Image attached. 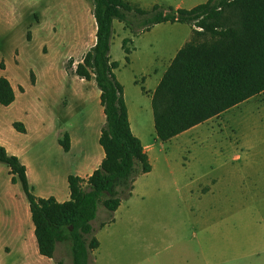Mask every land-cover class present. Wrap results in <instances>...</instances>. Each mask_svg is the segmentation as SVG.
Here are the masks:
<instances>
[{
    "label": "rangeland",
    "instance_id": "obj_1",
    "mask_svg": "<svg viewBox=\"0 0 264 264\" xmlns=\"http://www.w3.org/2000/svg\"><path fill=\"white\" fill-rule=\"evenodd\" d=\"M150 1L142 2L149 3L146 9L151 8ZM156 4L169 6L163 1ZM86 8L92 18L91 0H0V63L4 67L0 75L7 76L16 88H24V93L17 91L14 109L0 104V125L5 128L10 119H24L29 129L24 140H42L46 160L54 153L53 144L62 129L78 131L82 124L91 129L102 121L98 87L74 73L66 76L62 67L64 55L72 53L71 62L77 60L83 51L80 43L88 47L94 38V21L86 20ZM230 19H235L234 14ZM117 53L115 48L112 55ZM46 62L54 68L52 76L41 78L32 90L29 69L32 65L44 67ZM118 74L128 79L129 68L120 67ZM138 91L132 85L127 96L135 98ZM63 97L66 106L61 104ZM146 136L145 143H151L152 137ZM214 136L219 140L227 137L228 147L222 154L208 152ZM7 137L6 131L0 133V138ZM162 147V153L157 145L147 151L153 169L139 174L136 190L121 200L113 222L99 228L108 214L101 204L97 206L92 226L100 246L91 251L90 264L196 261L197 240L207 243L209 218L224 209L225 195L230 192H213L211 197L198 199L194 182L209 183L217 178L220 183H264V91ZM46 165L53 167L49 159ZM0 219V264H71L68 241L57 242L52 257H45L38 253L33 233L31 239L26 238V225H32L27 199L20 182L10 181L5 163H0ZM162 240L175 244L167 248ZM207 260V254H202L199 262Z\"/></svg>",
    "mask_w": 264,
    "mask_h": 264
},
{
    "label": "trees",
    "instance_id": "obj_2",
    "mask_svg": "<svg viewBox=\"0 0 264 264\" xmlns=\"http://www.w3.org/2000/svg\"><path fill=\"white\" fill-rule=\"evenodd\" d=\"M91 3L95 42L75 64L74 74L84 80L93 77L100 90L101 162L85 180L68 175L69 198L59 202L52 196L36 197L25 166L0 145V163L8 166L10 181L20 182L27 199L38 253L52 257L57 242L68 241L71 264H90V253L99 244L92 226L97 206L101 204L108 214L101 227L121 199L130 195L135 177L151 170L140 139L130 129L123 87L114 73L118 64L109 55L114 19L137 30L166 21L192 26L189 39L177 50L151 95L154 132L161 142L264 91V0H206L191 8L153 4L150 9L123 0ZM233 14L234 20L230 19ZM128 42L129 38L122 40L125 61ZM13 100L9 80L0 75V104ZM13 126L24 131L21 122ZM58 142L64 151L69 149L67 133Z\"/></svg>",
    "mask_w": 264,
    "mask_h": 264
},
{
    "label": "crops",
    "instance_id": "obj_3",
    "mask_svg": "<svg viewBox=\"0 0 264 264\" xmlns=\"http://www.w3.org/2000/svg\"><path fill=\"white\" fill-rule=\"evenodd\" d=\"M123 1L143 9L149 6L147 2L142 3L144 0ZM161 1L168 2L169 6L173 8H191L206 0H151L150 3L153 5ZM86 14V20L88 21L90 18L88 8H86ZM91 16L92 18L90 19L93 23L94 18L92 13ZM191 29V25L176 21L156 23L148 30H137L116 19L112 21V36L109 48L110 59L116 61L118 64L114 69V73L123 87V96L127 107L130 129L140 139L146 153L156 145L162 153V145L165 143L161 142L155 136L151 109L152 92L177 50L189 39ZM93 31H95V21L93 23ZM124 38L130 39V42L127 43V46L130 48L128 61H125L122 49V40ZM94 42L95 37L91 40V45L88 47L85 45L86 43H80L83 51L81 52L80 50L81 54L77 60L71 62L72 53H67L63 56L62 67L66 76L74 73L75 64L81 60L84 53ZM115 48L118 53L113 56L112 51ZM69 66L70 69H68ZM122 66L129 68L130 75L128 79L124 80L118 74ZM2 69L4 70V67ZM53 71L54 68L50 62H46L44 67L32 65L29 69V80L30 74L33 78V80H30L31 89L36 90L40 79L43 77H51ZM4 77L9 80L7 76ZM79 79L85 83L92 82L95 84L93 77L90 80ZM132 85L133 87L137 86L139 88L135 98H129L127 96V89L132 88ZM11 87L14 91V100L5 106L14 109L18 98L17 91L20 94L24 93V88L20 85L16 88L12 84ZM142 87L144 90H142ZM98 93H100L99 89ZM61 104L66 106V97L61 98ZM227 111L228 109L220 114L226 113ZM13 122H21L24 126V131L20 132L16 130ZM103 123L104 114L102 111V121L91 129L83 124L78 131L62 129V132H59L55 138V144H53L54 153H49L48 159L53 166L52 168L51 166L48 168V164L46 165L48 154L42 150L45 145L44 142L42 140L38 142L34 140L27 142L24 140L29 130L28 124L24 119H10L9 124L5 128L0 125V133L6 131L8 134L6 139L0 138V145L5 148L8 154L15 155L25 166L27 182L32 193L34 189L37 190V192L34 190L33 193L36 197L52 196L61 202L69 198L67 185L68 175H76L85 180L101 162L104 152L98 143V137ZM197 125L182 131L170 139L178 137L183 133H188ZM64 133H67L69 137V149L67 151H64L58 142ZM146 134L152 137L151 143H145L144 138L147 137ZM212 138L214 139L213 148L208 149V152L211 154L212 151H215L217 154H222V151H225L228 147L227 137H223L221 140L216 139L215 136ZM145 140L147 141V138ZM217 144H220V146ZM138 177L139 175L135 177L130 195L126 198L131 197L136 190L135 187ZM196 180L199 179L196 178ZM194 183L197 185L193 193L198 199L206 195L211 197L213 192L219 191H228L230 194L225 195L226 205L224 209L215 212L217 216H210L208 241L202 244L198 238L196 246L194 247V251H197L198 258L191 264H201L199 261L202 254H207L208 256V260L204 261V264H264V183H220L217 178L214 182L201 184L199 181H196ZM202 190H205V193L202 194ZM190 191L192 192L193 189H190ZM187 201L190 203L189 200ZM119 206L120 204L112 212V218L99 228L105 227L108 223L114 221L113 214L118 211ZM199 221L200 216L198 215ZM26 226H28L27 229L29 231L26 234V238L31 239L33 225ZM162 242L165 243L167 248L175 244L174 240H162ZM98 243V246L94 250L100 246V240H98Z\"/></svg>",
    "mask_w": 264,
    "mask_h": 264
}]
</instances>
